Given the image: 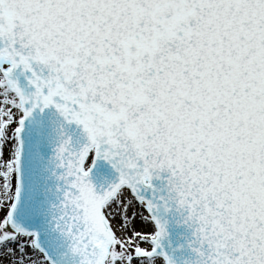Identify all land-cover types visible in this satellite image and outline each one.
I'll return each mask as SVG.
<instances>
[{"label":"snow or ice","instance_id":"snow-or-ice-1","mask_svg":"<svg viewBox=\"0 0 264 264\" xmlns=\"http://www.w3.org/2000/svg\"><path fill=\"white\" fill-rule=\"evenodd\" d=\"M0 264H264V0H0Z\"/></svg>","mask_w":264,"mask_h":264}]
</instances>
